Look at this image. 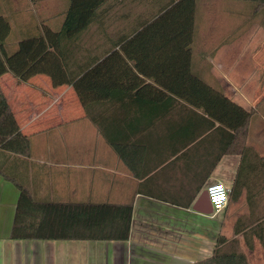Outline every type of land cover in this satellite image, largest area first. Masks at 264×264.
Returning <instances> with one entry per match:
<instances>
[{
	"label": "crops",
	"instance_id": "1",
	"mask_svg": "<svg viewBox=\"0 0 264 264\" xmlns=\"http://www.w3.org/2000/svg\"><path fill=\"white\" fill-rule=\"evenodd\" d=\"M174 1L106 0L90 28L64 46L69 71L106 62L115 83L99 96L84 92L82 102L47 74L0 79L32 142L27 157L0 150V264H198L216 249L264 264V15L250 26L242 3L196 0L194 10L192 72L254 110L241 142L171 90L187 55L170 42L169 22H155ZM69 7L0 0L12 27L9 50L44 29L58 32ZM215 181L228 188V207L195 212ZM18 186L38 201L132 204L130 239L12 240Z\"/></svg>",
	"mask_w": 264,
	"mask_h": 264
},
{
	"label": "trees",
	"instance_id": "2",
	"mask_svg": "<svg viewBox=\"0 0 264 264\" xmlns=\"http://www.w3.org/2000/svg\"><path fill=\"white\" fill-rule=\"evenodd\" d=\"M106 0H69L70 7L58 32L44 29L40 36L22 39L14 51L9 50L8 36L11 22L0 12V79L8 73L21 82L47 74L53 86L70 85L75 88L82 102L84 92L100 95L103 84L115 83L106 62L69 71L64 46L72 44L79 34L90 28L99 9ZM247 1L254 4L253 13L264 15V0ZM196 0L174 1L156 20V25L169 22L170 42L182 47L187 55L186 63L179 65L175 74L182 79L172 80L177 85L171 90L191 106L204 108L227 129H232L239 141L244 142L248 124L254 110H246L209 86L192 72L194 10ZM185 15V17L183 16ZM151 27V26H150ZM175 75V76H176ZM167 85V84H166ZM32 142L25 135L0 88V150L27 157ZM19 187V186H18ZM20 189L18 208L14 218L11 239L55 241H127L130 239L133 205L111 203H59L41 202L32 192ZM221 239L219 240V244ZM213 258L198 264H248L238 251L225 252L216 249Z\"/></svg>",
	"mask_w": 264,
	"mask_h": 264
},
{
	"label": "built area",
	"instance_id": "3",
	"mask_svg": "<svg viewBox=\"0 0 264 264\" xmlns=\"http://www.w3.org/2000/svg\"><path fill=\"white\" fill-rule=\"evenodd\" d=\"M213 216L223 212L229 205V190L222 182L215 181L207 188ZM222 197V198H221Z\"/></svg>",
	"mask_w": 264,
	"mask_h": 264
},
{
	"label": "rangeland",
	"instance_id": "4",
	"mask_svg": "<svg viewBox=\"0 0 264 264\" xmlns=\"http://www.w3.org/2000/svg\"><path fill=\"white\" fill-rule=\"evenodd\" d=\"M223 3L226 2V4H241L244 5L245 7L243 8V12L242 14L243 15H247V23L250 25V26H253L257 20H258V16L257 14H254L253 13V10H254V4L251 3V2H247V1H233V0H222ZM245 12V14H244ZM262 16V14L259 15V17ZM45 201H50V200H45ZM45 201H41V202H45ZM54 202V201H53ZM219 218H221L220 215H218Z\"/></svg>",
	"mask_w": 264,
	"mask_h": 264
},
{
	"label": "water",
	"instance_id": "5",
	"mask_svg": "<svg viewBox=\"0 0 264 264\" xmlns=\"http://www.w3.org/2000/svg\"><path fill=\"white\" fill-rule=\"evenodd\" d=\"M197 204L194 207L195 212H199L205 215L213 214L210 200L208 199L207 191L197 200Z\"/></svg>",
	"mask_w": 264,
	"mask_h": 264
},
{
	"label": "snow or ice",
	"instance_id": "6",
	"mask_svg": "<svg viewBox=\"0 0 264 264\" xmlns=\"http://www.w3.org/2000/svg\"><path fill=\"white\" fill-rule=\"evenodd\" d=\"M222 198V197H221Z\"/></svg>",
	"mask_w": 264,
	"mask_h": 264
}]
</instances>
